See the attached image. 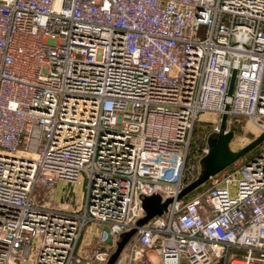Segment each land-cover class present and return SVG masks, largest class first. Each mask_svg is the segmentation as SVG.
Returning a JSON list of instances; mask_svg holds the SVG:
<instances>
[{
    "label": "built area",
    "instance_id": "2783aa9c",
    "mask_svg": "<svg viewBox=\"0 0 264 264\" xmlns=\"http://www.w3.org/2000/svg\"><path fill=\"white\" fill-rule=\"evenodd\" d=\"M200 114L264 134V0H0V264H104L134 227L114 264H264V145L180 196ZM60 183L78 208L33 200Z\"/></svg>",
    "mask_w": 264,
    "mask_h": 264
},
{
    "label": "rangeland",
    "instance_id": "374dc122",
    "mask_svg": "<svg viewBox=\"0 0 264 264\" xmlns=\"http://www.w3.org/2000/svg\"><path fill=\"white\" fill-rule=\"evenodd\" d=\"M222 21L224 23L227 22L225 14L222 15ZM199 118L204 122L199 121V129L194 132L192 130L191 141L195 145L189 148L190 153L188 155L186 164L193 165L194 168L192 171L190 169L184 171L185 185H188L195 179L199 178L200 174L203 171L214 170V175H216L221 173L223 170L232 167L233 164L239 159H249L251 156L255 155L264 145L263 138L258 145L253 147L251 150L247 151L244 155L234 160L233 162H229V159L226 158L220 159L218 145H220L224 141H228V150L231 152H235L243 146L247 145L256 137L263 135V133H261L257 129L256 125L251 124L249 120L245 117H232L228 120V123L224 122L223 118L220 124V131L218 133L210 131L211 124L207 122V120L209 121L210 119H214L213 115L200 114ZM224 126H226V128H228V132L231 133V137L229 139L227 135L222 134ZM204 146L208 148V152L205 155L200 154L195 157L197 155L195 150L199 151L200 148ZM58 186L55 189H50L46 186L36 185L34 188V193L32 195L33 200L43 207H63L66 210H73L81 205L84 191L82 185H69L60 183L58 184ZM207 187L208 180L206 179L202 183L194 184L190 188L185 189L184 196L185 198H189L192 195L203 191ZM73 201H76L77 204H74ZM96 235V226H94L93 224H87L84 227V230L81 234V242L82 244H89L87 246L88 250H91L90 248H93L94 239ZM132 238L133 236L131 237V239ZM131 239H129L128 242H130ZM126 251L127 249L124 246L121 252L126 253ZM149 255L151 257L153 256L154 258V255L152 253H149ZM119 257L120 256H118V258ZM134 264H143V261L142 259H139L138 262Z\"/></svg>",
    "mask_w": 264,
    "mask_h": 264
},
{
    "label": "water",
    "instance_id": "95a60500",
    "mask_svg": "<svg viewBox=\"0 0 264 264\" xmlns=\"http://www.w3.org/2000/svg\"><path fill=\"white\" fill-rule=\"evenodd\" d=\"M233 75H234V70H232L231 76L228 81V87H227V95L231 94L232 88H233ZM224 135L228 136V139L231 137V133L228 132ZM264 138V134L256 137L253 139L251 142H249L247 145L243 146L242 148L238 149L235 152H231L228 150V141H224L220 145H218V151H219V158H226L229 159V162H233L234 160L238 159L242 155H244L247 151L251 150L253 147L258 145L261 140ZM214 174V170L212 171H203L199 178L195 179L192 181L190 184L186 185L183 190L180 193V196L184 195V190L187 188H190L194 184L202 183L210 175ZM170 202L169 198H165L164 200H161L160 196L156 193L149 195V196H144L141 199V208L143 210V216L140 217L136 223L135 226H141L144 223L147 222L151 217L156 216V215H161L162 213L165 212L167 204ZM102 230L106 233L105 235V243L108 244L110 243V236L107 234V229L106 227H103ZM136 228H131L128 231H125L121 234L119 240L116 242L115 248L112 251V253L109 255L108 259L106 260L105 264H114L120 255L122 249L126 245L129 239L134 235Z\"/></svg>",
    "mask_w": 264,
    "mask_h": 264
},
{
    "label": "trees",
    "instance_id": "16d2710c",
    "mask_svg": "<svg viewBox=\"0 0 264 264\" xmlns=\"http://www.w3.org/2000/svg\"><path fill=\"white\" fill-rule=\"evenodd\" d=\"M198 129H199V124H198V122L195 121V122H194V125H193V132L196 131V130H198ZM194 145H195V144L192 143V144L190 145V147H191V146H194ZM190 147H189V148H190ZM230 164H231V163H230ZM230 164H229V165H230ZM229 165H228V166H229ZM186 196H187V195H186Z\"/></svg>",
    "mask_w": 264,
    "mask_h": 264
},
{
    "label": "crops",
    "instance_id": "0c3cea01",
    "mask_svg": "<svg viewBox=\"0 0 264 264\" xmlns=\"http://www.w3.org/2000/svg\"><path fill=\"white\" fill-rule=\"evenodd\" d=\"M58 187H59V186H58ZM132 239H133V238H132ZM125 248H126V247H125ZM149 253H152V254L154 255L153 252H147L146 254H147L148 256H150ZM122 255L125 256V252H122ZM154 256H155V255H154ZM150 257H151V256H150ZM151 258H153V256H152ZM154 258H155V257H154ZM154 258H153V259H154ZM213 264H220V263L218 262V263H213Z\"/></svg>",
    "mask_w": 264,
    "mask_h": 264
}]
</instances>
